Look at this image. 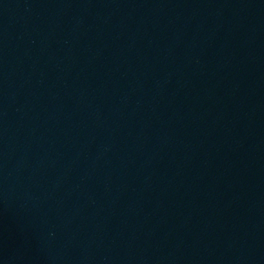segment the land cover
Returning <instances> with one entry per match:
<instances>
[{"label":"water","instance_id":"95a60500","mask_svg":"<svg viewBox=\"0 0 264 264\" xmlns=\"http://www.w3.org/2000/svg\"><path fill=\"white\" fill-rule=\"evenodd\" d=\"M37 264H264V0H58Z\"/></svg>","mask_w":264,"mask_h":264}]
</instances>
